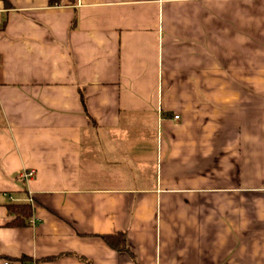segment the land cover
I'll return each mask as SVG.
<instances>
[{"label":"crops","instance_id":"1","mask_svg":"<svg viewBox=\"0 0 264 264\" xmlns=\"http://www.w3.org/2000/svg\"><path fill=\"white\" fill-rule=\"evenodd\" d=\"M8 261L264 264V0H0Z\"/></svg>","mask_w":264,"mask_h":264},{"label":"trees","instance_id":"2","mask_svg":"<svg viewBox=\"0 0 264 264\" xmlns=\"http://www.w3.org/2000/svg\"><path fill=\"white\" fill-rule=\"evenodd\" d=\"M58 0H51V5H54ZM10 212L15 215L17 218L13 221L15 225L25 224L27 220L31 218L32 209L27 204H13L9 206ZM101 238L105 241L107 245L117 251L130 252L126 246V234L120 233L117 235H104ZM26 260V258H22Z\"/></svg>","mask_w":264,"mask_h":264},{"label":"built area","instance_id":"3","mask_svg":"<svg viewBox=\"0 0 264 264\" xmlns=\"http://www.w3.org/2000/svg\"><path fill=\"white\" fill-rule=\"evenodd\" d=\"M175 119H179L178 116L175 117ZM34 172L33 171H30V172H25V174H23V178L26 179V180H30L34 177ZM5 264H11V262H5Z\"/></svg>","mask_w":264,"mask_h":264}]
</instances>
